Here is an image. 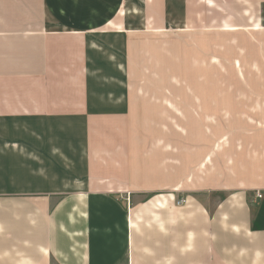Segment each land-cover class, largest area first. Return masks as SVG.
Returning a JSON list of instances; mask_svg holds the SVG:
<instances>
[{
    "label": "crops",
    "instance_id": "0c3cea01",
    "mask_svg": "<svg viewBox=\"0 0 264 264\" xmlns=\"http://www.w3.org/2000/svg\"><path fill=\"white\" fill-rule=\"evenodd\" d=\"M220 41L264 74V0H0V264H264V99L196 93Z\"/></svg>",
    "mask_w": 264,
    "mask_h": 264
},
{
    "label": "rangeland",
    "instance_id": "374dc122",
    "mask_svg": "<svg viewBox=\"0 0 264 264\" xmlns=\"http://www.w3.org/2000/svg\"><path fill=\"white\" fill-rule=\"evenodd\" d=\"M218 45L220 50H224V51L222 52L220 51L219 53L220 56L216 61L219 67L218 73H216L217 75H213L211 81L219 84L221 90H219V94H218V89H214V90L206 89L208 91H204L201 88H198L196 93L199 96V98L210 99V100L213 99L214 101H216L218 104L219 114L222 110L227 111L232 109L231 107L232 98H230V96H227V93L230 90H228V92L226 90L232 88V86H235V88H237V90H235L234 92L236 98L250 99V100H257L260 98L264 99V74L260 73L261 69L259 70L258 66L254 64H251L250 67L248 65L245 67L244 66L234 67L231 60H228L226 57L225 42L220 41ZM172 62L174 63V65L173 64L171 65V71L173 72L171 74V82H177L178 75L184 77L183 74H180L181 70L184 67L188 73L193 74V72H195L194 70L190 69L191 67L187 60L184 64L182 63V66H178L179 59L177 58L175 53H174V57L172 58ZM187 79L189 80L192 79V81H194V75H191ZM207 79H209V77L206 78V81ZM182 100L188 101L189 103L193 102L187 94H184V97L182 96ZM234 125L235 126H233V128H236V130H249V127H247L249 126V124L244 125L241 122V123H234ZM258 126L259 124L256 123L250 124V129L256 130L258 129ZM222 128L223 129L221 131H225L227 125L223 124Z\"/></svg>",
    "mask_w": 264,
    "mask_h": 264
},
{
    "label": "built area",
    "instance_id": "2783aa9c",
    "mask_svg": "<svg viewBox=\"0 0 264 264\" xmlns=\"http://www.w3.org/2000/svg\"><path fill=\"white\" fill-rule=\"evenodd\" d=\"M257 197L260 198V196H257ZM125 203H126L125 204L126 209L129 210V208H130V201H129V198L128 197H126ZM183 203H184V199H179V200L176 201V205L177 206H181Z\"/></svg>",
    "mask_w": 264,
    "mask_h": 264
}]
</instances>
